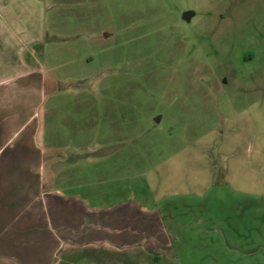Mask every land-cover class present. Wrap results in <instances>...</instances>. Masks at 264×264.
<instances>
[{
	"label": "rangeland",
	"instance_id": "obj_1",
	"mask_svg": "<svg viewBox=\"0 0 264 264\" xmlns=\"http://www.w3.org/2000/svg\"><path fill=\"white\" fill-rule=\"evenodd\" d=\"M40 1L42 187L78 185L82 208L123 220L112 242L48 236L27 262L264 264V169L246 153L264 149V0ZM147 180L173 194L144 215Z\"/></svg>",
	"mask_w": 264,
	"mask_h": 264
},
{
	"label": "crops",
	"instance_id": "obj_2",
	"mask_svg": "<svg viewBox=\"0 0 264 264\" xmlns=\"http://www.w3.org/2000/svg\"><path fill=\"white\" fill-rule=\"evenodd\" d=\"M43 5L40 0H0V253L17 264H31L27 260L32 252L47 251L48 236L54 251L61 244L56 242L62 238L70 244L82 239L77 230L89 234L87 239L79 241L87 245L95 240L112 242L109 237L117 234L120 226L117 222L123 220L122 216L111 217L104 204L95 202L94 196L82 208L77 198L78 185L51 182L55 188L45 191L42 187L45 167L41 145L36 143V109L43 103L44 84L28 55L32 45L44 41ZM244 128L237 136L250 146V133ZM263 150L255 154L246 151L253 157L251 164L248 160V167L264 169ZM146 184L149 197L155 189L148 180ZM172 194L154 193L149 203L138 194L136 198L146 206H135V211L148 215L153 211L152 203ZM156 221L159 225L160 218ZM134 233L139 235L141 231ZM231 248L250 255L255 253L254 249Z\"/></svg>",
	"mask_w": 264,
	"mask_h": 264
},
{
	"label": "water",
	"instance_id": "obj_3",
	"mask_svg": "<svg viewBox=\"0 0 264 264\" xmlns=\"http://www.w3.org/2000/svg\"><path fill=\"white\" fill-rule=\"evenodd\" d=\"M191 16V13H189V12H185L184 14H183V18L184 19H189V17Z\"/></svg>",
	"mask_w": 264,
	"mask_h": 264
}]
</instances>
